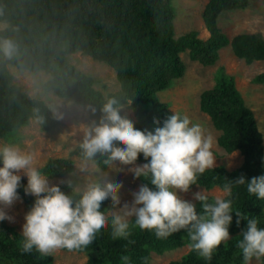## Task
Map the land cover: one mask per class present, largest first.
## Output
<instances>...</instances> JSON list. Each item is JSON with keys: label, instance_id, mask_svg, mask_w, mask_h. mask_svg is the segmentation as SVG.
I'll return each instance as SVG.
<instances>
[{"label": "trees", "instance_id": "1", "mask_svg": "<svg viewBox=\"0 0 264 264\" xmlns=\"http://www.w3.org/2000/svg\"><path fill=\"white\" fill-rule=\"evenodd\" d=\"M170 0H0V20L7 23L0 29V42L10 40L16 46L11 57L18 67L55 69L75 101L88 106L90 118L96 124L105 118L103 107L112 100L130 103L139 129H152L153 120L163 121L171 113L158 93L184 74L185 63L181 53L188 51L191 60L202 65L214 64L219 50L230 45L238 58L250 63L264 59V37L261 33L242 32L229 38L218 26L217 17L224 9L241 5V0H208L202 10L207 38L198 31L189 30L174 35L173 13ZM80 50L92 58L105 60L115 71L120 90L103 96L92 87L91 79L67 59V54ZM255 79H264V73ZM200 109L209 115L214 127L220 131L217 143L227 152L238 150L241 164L234 169L215 166L200 177V186L222 189L227 180L240 175L246 178L264 173V160L258 148L256 123L246 108L232 77L221 76L216 84L200 93ZM95 109V111H92ZM124 114V113H123ZM125 117L128 118L126 114ZM34 119L42 130H50L59 123L55 107L42 99L27 97L12 81L0 53V138ZM79 143L73 155L87 159L105 168L110 156L103 154L90 158ZM137 161H144L143 155ZM73 168V159H49L42 172L48 176H63ZM143 179V178H142ZM145 182V181H143ZM62 191L74 200L82 195L70 188ZM28 209L34 197L18 189ZM235 207L256 216L264 225V203L249 196L244 186L234 188ZM199 206V205H198ZM111 217V216H109ZM233 222L229 228L232 239L222 242L212 261L229 259L238 252L236 241L246 221ZM0 264H47L48 257L35 250H21L22 237L9 238V227L3 222L0 229ZM113 240L110 229L102 233L97 243L89 248L97 255L88 264H123L121 255L130 258V264H149L150 252H161L182 244H189L185 230L173 233L167 239H157L154 233L133 230L131 238ZM171 264H198V256L190 248L180 260Z\"/></svg>", "mask_w": 264, "mask_h": 264}, {"label": "clouds", "instance_id": "2", "mask_svg": "<svg viewBox=\"0 0 264 264\" xmlns=\"http://www.w3.org/2000/svg\"><path fill=\"white\" fill-rule=\"evenodd\" d=\"M0 53L11 58L16 46L4 40ZM103 113L100 123L83 128L80 147L84 154L90 158L110 156V164L130 166L133 177L145 181L131 193L130 201L123 202L120 213L111 217L105 207L121 204L122 181L90 185L74 200L59 184H49L31 154L0 145V221L13 219L6 209L21 199V172L27 177L24 194L34 197L22 224V252H84L109 229L113 240L128 243H134L130 239L133 230H147L157 239L185 230L189 247L209 262L218 246L232 239L229 228L235 214L237 225L246 221L236 241L243 264L264 261V225L256 216L237 209L234 201V188L239 186H244L249 196L264 201V173L227 180L219 195L210 196L204 189L192 192L194 185L200 188V177L216 164L214 138L201 124L176 113L163 121L154 118L152 129H139L124 116L118 100L105 105ZM141 154L146 162L138 164ZM188 193L191 199L185 198ZM120 259L130 264L129 256L121 255Z\"/></svg>", "mask_w": 264, "mask_h": 264}, {"label": "rangeland", "instance_id": "3", "mask_svg": "<svg viewBox=\"0 0 264 264\" xmlns=\"http://www.w3.org/2000/svg\"><path fill=\"white\" fill-rule=\"evenodd\" d=\"M207 1H169L173 13L175 37L189 30H196L201 38H207L208 31L202 19V10ZM240 3L241 5L220 12L217 17L220 29L229 38L242 32L261 33L264 37V0H241ZM6 25V22L0 20V29L5 28ZM180 55L185 63L184 74L174 79L167 88L160 91L158 98L167 104L171 113L186 115L194 123L201 124L206 132L214 138L215 166L221 165L231 170L241 164L242 155L238 150L227 152L218 145L217 138L220 131L214 127L209 115L200 109L199 97L202 91L212 88L219 77H232L246 108L256 123L258 148L261 152V158L264 160V79H255L264 73V59L247 63L234 55L229 44L219 50L217 61L211 65H202L198 61L191 60L188 51H184ZM66 56L70 63L91 79L92 87L103 96L120 90L116 71L105 60L92 58L80 50L70 52ZM4 60L13 83L17 84L27 97L42 99L53 105L59 123L45 131L40 128L36 120L31 119L27 124L14 129L7 137H1L0 145L14 146L23 153L31 154L34 158L35 167L50 185L59 184L60 187L70 188L80 194H83L90 185L115 184L122 181L121 204L109 203L105 207L106 215L119 214L123 202L131 200V193L137 190L141 183H144L143 179L134 178L132 173L128 171L130 166L110 164L109 161L106 167L102 168L90 160L73 155L75 147L82 142L83 128L96 124L89 116L88 106L75 101L67 91L64 81L58 78L54 68L27 69L18 67L9 57L4 56ZM123 113L130 120L135 121L133 109L129 102L123 104ZM57 157L73 159L72 170L59 177L48 176L43 173L42 168L46 162ZM137 163L143 164L145 162L137 161ZM20 175L22 177L21 186L24 191L27 177L23 172ZM200 189H204L210 196L219 195L222 190L218 186L210 189L200 186L198 189L194 185L192 192ZM185 198L191 199V193L185 194ZM28 210L22 196L20 200L6 209L13 219L0 221V229L2 222L8 226L10 239H13L14 235L22 237V224L24 223V215ZM262 211L264 213V205ZM133 219L130 218V220ZM240 232L241 230H238L235 234H240ZM189 250V244H182L159 253L151 251L149 264H171L172 261L180 260ZM97 253L96 249H88L84 252L57 249L45 256L49 259L47 264H88V260L95 257ZM198 264H243V262L238 250L231 258L219 260L218 263L212 260L206 262L198 258ZM253 264H264V261H253Z\"/></svg>", "mask_w": 264, "mask_h": 264}]
</instances>
